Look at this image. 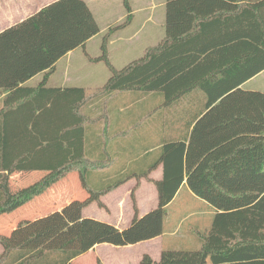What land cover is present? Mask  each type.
I'll return each mask as SVG.
<instances>
[{
	"label": "trees",
	"instance_id": "16d2710c",
	"mask_svg": "<svg viewBox=\"0 0 264 264\" xmlns=\"http://www.w3.org/2000/svg\"><path fill=\"white\" fill-rule=\"evenodd\" d=\"M236 1V10L201 16L193 0H166L165 37L146 48L140 58L116 69L110 61V41L134 18L125 0L128 16L103 34L101 56L92 59L104 62L110 77L91 95L82 87L49 84L62 44H48L34 32L44 19L55 20L67 49L85 48L101 34L87 2L58 0L22 26L20 34L28 50L39 55L41 67L47 68L36 83L2 89L6 95L0 109V216L48 194L72 173H78L87 196L60 211L21 220L9 236L0 235L4 249L0 264H76L77 257L101 242L123 245L155 237L163 233L167 207L183 186L214 212L210 226L196 229V243L189 247L164 249L159 261L145 254L141 264H264V134L219 143L214 156L201 159L186 185L187 139L115 143L119 152L112 154L99 152L104 143L97 135H87L95 130L97 119H91L86 108L107 95L131 93L132 101L149 95L159 104L163 98L166 106L175 104L186 94L180 91L185 77L211 59L221 77L211 88L216 92L208 90V109L264 71V2ZM214 37L219 40L209 46ZM224 53L231 59L212 60V55ZM139 128L144 131L145 126ZM260 129L264 132V123ZM159 166L163 177L154 182L157 212L139 220L133 190L134 218L128 230L120 232L113 224L83 216V210L93 203L106 208L103 196L131 179L146 178ZM18 172H40L42 176L26 180L24 188L12 193L11 176ZM97 263L103 264L100 259Z\"/></svg>",
	"mask_w": 264,
	"mask_h": 264
},
{
	"label": "crops",
	"instance_id": "0c3cea01",
	"mask_svg": "<svg viewBox=\"0 0 264 264\" xmlns=\"http://www.w3.org/2000/svg\"><path fill=\"white\" fill-rule=\"evenodd\" d=\"M56 1L58 0H0V109L3 104V98L6 95L2 91L4 87L36 83L39 76L43 73L42 71L47 68L41 67L39 55H34L35 52L32 53V51L28 50L26 43H24L25 39L20 34V29L31 18L40 16L45 6ZM84 1L87 2L101 29V34L92 38L86 44L84 49H87L90 43L97 40L98 37L103 36L111 26L123 22L127 14H121L115 22H111V20H106L107 15L104 13L102 16L104 24H101L90 6L91 0ZM97 1L93 0V2ZM258 1L259 3L264 2V0ZM133 2L135 3V0H129L132 13L134 15L144 13V22L149 24V46L136 49L139 53L142 52L143 55L146 48L158 44L165 37L166 0H149L144 8L141 6L137 8ZM102 5L107 10V3L103 2ZM238 5L239 3L236 0H193L194 10L201 16L219 10H236ZM262 13L264 15V9ZM34 30L38 38L42 39L43 37L48 44L53 43L52 41L61 42L60 44H62V54L57 59L55 71L50 77L49 84L51 86L82 87L87 90L88 95L95 93V91L104 86V84L102 86L94 85L92 80H90L89 85H86L89 81L87 82L81 76L73 79L70 78L71 72L69 69L72 67L73 58L78 49L70 51L63 44L55 20L44 19V23ZM116 38L110 41L109 56L111 46H114L116 42L126 41L124 37L117 40ZM214 38L213 41L208 43L209 46L219 40L216 37ZM128 40L130 41L132 38ZM34 46H36L35 43H33L32 47ZM226 56H228V53L219 56L212 55V60L231 59ZM61 63H65L63 73L55 75ZM211 63L213 61L210 59L207 65H200L193 71L190 77H185L184 86L181 87L180 91H185L186 94L175 104L169 106L165 105L164 98L161 104H159V101L153 103L149 99H154V97H149V95L142 101H132L131 93H115L99 98L86 108V112H88L89 116L91 115V119H97L95 130L92 133L88 131L87 135H97L100 143H104L99 152L108 151L112 154L119 152L114 146L115 143L122 144L131 140L136 143L139 141L148 143L149 140L183 141L187 139L185 154L186 185L190 174L197 169L201 159L214 156L213 153L217 151L219 143L235 141L244 135L261 136L264 134L260 129V125L264 123V114L260 113V108L264 109V85L258 82L264 78V71L230 91L213 104V106L206 109L205 105L209 99L208 90L216 92L211 88L218 81V78L221 77V74L214 69V65ZM44 64L48 65L47 62ZM111 64L116 69H122L128 65L123 64L125 66H121L120 68L112 62ZM76 81L79 84H76ZM142 125L145 126L144 131L139 128ZM189 125L190 128L187 130V126ZM150 126L152 130L149 131ZM88 151H90L89 147ZM41 176L40 172L14 173L11 176L10 190L12 193H16L24 188L26 180L40 179ZM162 177L163 167L159 166L146 178L139 180L131 179L121 187L106 194L103 196L102 201L108 209L102 208L105 212V217H103L104 219L98 218L97 220L115 225L120 232L128 230L134 218L133 201L131 199L133 190H135L136 202L139 209V220L153 212H157L159 210L158 192L154 182L161 180ZM124 188L126 189L123 190ZM149 194L154 195L151 204H149V199L146 197ZM123 195L126 198L129 197V207H126L127 203L122 199ZM182 195H185L184 199H180ZM77 197L76 194H73L72 196L62 198L52 192L49 195L45 194L36 198L34 201L11 213L1 215L0 235L9 236L21 220L42 217L48 212L47 206H50V211H60L73 200L80 199ZM96 207L100 208L96 203L86 207L83 210V216L85 218L96 219ZM213 214L214 212L208 208L207 204L195 197L187 187L183 186L174 201L167 207L163 233L161 232L157 236L146 240L123 245L104 241L97 244L89 252L77 257L73 262L81 264L79 262L81 258L87 254H94L103 264H106L99 253L103 247L107 246H112L116 250L117 248L137 249L135 250V256L139 264H141L142 257L145 254L150 255L155 261H159L164 249L187 247L189 244L196 243L194 238L195 230L198 228H208ZM188 221L192 222L191 227L186 231V234L182 233L184 223ZM119 223L121 226H119ZM123 223L124 225L122 226ZM198 246V244H195V247ZM3 251L4 249L0 245V254ZM125 263L131 264L129 261H124L120 264Z\"/></svg>",
	"mask_w": 264,
	"mask_h": 264
},
{
	"label": "rangeland",
	"instance_id": "374dc122",
	"mask_svg": "<svg viewBox=\"0 0 264 264\" xmlns=\"http://www.w3.org/2000/svg\"><path fill=\"white\" fill-rule=\"evenodd\" d=\"M125 0H98L97 2H93V0L90 1V6L93 9L96 17L99 18V22L101 24H104V19L102 18L103 14L106 13V20L111 22H115L121 14H127V11L125 9L124 2ZM132 1V0H130ZM103 2H106L107 10L104 9V6L102 5ZM149 0H135L134 6L137 8L139 6L143 7L146 6V3H148ZM140 7V8H141ZM104 15V16H105ZM128 16V15H127ZM126 16V17H127ZM145 14L144 13H138L134 15L133 20L131 21V24L123 29L122 31L116 33L114 38L119 39L121 37L126 38V41H119L116 42L114 46H111L110 48V57L111 62L115 64L116 66L120 67L125 66L126 64H129V62H132L142 56V52L139 53L137 51V48H143L149 46V24L144 22ZM129 38H132V40H128ZM103 37H98L97 40L90 43L87 47V49L79 48L73 58L72 67L70 70L71 72V79L76 78L77 76H81L82 78L86 79L87 82L86 85L90 84V80L93 81L94 85H100L102 86L107 82L110 76V71L107 67V65L104 62H95L92 59L101 55V45H102ZM131 51V52H128ZM126 52V53H125ZM125 53L124 56H122ZM121 59V61H120ZM65 63H61L59 65V70L55 75H61L63 73V66ZM125 64V65H123ZM106 75V76H105ZM259 84L264 85V78L261 81H258ZM76 84H79L78 81L75 82ZM152 100L153 103H157L158 100L156 99H149ZM124 188L123 190H125ZM122 190V191H123ZM55 193L58 197L65 198L67 196H72L73 194H76L80 199H83L87 196L86 191L82 188L79 175L78 173H72L69 176H67L65 179L61 180L58 184H56L50 192H48L49 195L51 193ZM121 192V191H119ZM123 197V198H122ZM122 199H124V202L127 203L126 207H129V197L126 198L125 195H123ZM148 197L149 204L153 202L154 195H146ZM185 195H182L180 199H184ZM50 206H47L48 212L51 209H49ZM97 212H95L96 219H104L103 217L105 212L102 210V208H95ZM108 208H106L107 210ZM191 221L185 222L182 233L186 234V231L191 227ZM124 223L122 224V226ZM119 226L121 224L119 223ZM135 250L137 249H123V248H117V250L114 247H103L102 250H100L101 257L105 260L106 264H120L121 262H131V264H139L136 260L135 256ZM98 257L94 254H87L81 260L79 261L81 264H98L97 263ZM126 264V263H125Z\"/></svg>",
	"mask_w": 264,
	"mask_h": 264
}]
</instances>
